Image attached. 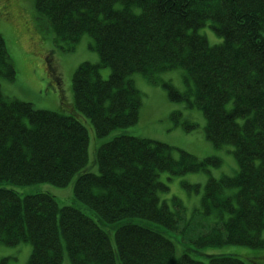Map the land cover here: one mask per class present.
<instances>
[{
  "label": "trees",
  "instance_id": "1",
  "mask_svg": "<svg viewBox=\"0 0 264 264\" xmlns=\"http://www.w3.org/2000/svg\"><path fill=\"white\" fill-rule=\"evenodd\" d=\"M34 11L37 29L51 30L65 49L82 34L90 35L99 60L74 70L69 114L35 109L0 91V243L28 241L27 264H63L62 240L69 264H204L188 253L176 256L172 239L149 223L176 230L180 216L159 198L167 188L159 172L205 171L219 159L197 160L185 151L174 157L162 142L119 134L97 148L98 173L89 172L87 130L76 116L89 118L96 136L132 125L141 94L128 75L139 72L161 83L157 73L180 67L187 89L180 92L162 82L169 98L201 110L207 139L216 147L233 145L238 164L235 175L207 180L205 206L228 216L193 242L263 247L264 0H34ZM205 20L222 37L220 43L210 45L195 31ZM100 67L110 68L108 78L99 76ZM13 74L0 36V75L11 79ZM49 75L51 83L59 82L54 67ZM77 172L74 198L105 222L125 220L114 232L115 249L76 206H59L46 191L20 196L1 186L3 181L65 186ZM227 188L237 189L235 203L232 196H221ZM194 251L208 264H245L238 255ZM250 260L264 264V256Z\"/></svg>",
  "mask_w": 264,
  "mask_h": 264
},
{
  "label": "rangeland",
  "instance_id": "2",
  "mask_svg": "<svg viewBox=\"0 0 264 264\" xmlns=\"http://www.w3.org/2000/svg\"><path fill=\"white\" fill-rule=\"evenodd\" d=\"M34 0H0V35L3 37L11 63L14 67V77L9 79L0 75V89L7 98L30 102L36 109L59 111L69 114L72 111L73 92L71 77L74 69L82 62H98L97 52L90 47L92 38L87 33L82 34L72 45L71 49H62L64 41L56 40L51 30L41 33L34 20ZM195 31L206 37L210 45L218 44L222 37L212 28V22L205 20L204 24ZM50 56V64L59 76L58 83H51V76L45 60ZM184 70L180 67L157 73L162 82H169L178 91H185L187 85L183 81ZM99 76L108 78L109 67H100ZM135 88L141 94V106L137 121L128 126L111 129L103 136H96L89 118L77 113V118L85 126L88 135V159L86 168L89 172L98 173L96 164L97 148L104 142L119 134H129L134 137L148 138L171 146L174 157L179 151H185L201 160L206 157L219 159V164L209 166L200 172L171 174L168 171L158 173V180L166 185L159 192V198L166 202L172 211H176L173 198L180 202L177 229H164L155 224L153 228L162 231L170 237L175 246V255L188 253L192 259L208 264V258L201 253L196 255L194 250L213 255H238L245 264H253L252 255L264 256V246L252 248L244 244L208 245L197 247L193 240L207 232L217 222L224 220L228 213L221 214L216 208L205 210L201 203L205 184L209 178L218 179L224 175L233 176L238 171V164L233 154V145L214 146L205 136V118L202 111L189 107L183 100L174 101L168 96L167 88L161 83H151L141 73L128 75ZM62 94V100L60 95ZM232 103H227L230 108ZM178 113L175 117L171 114ZM242 122V119H238ZM194 124L193 129H185L184 125ZM81 173H74L65 186H56L49 182L30 184H12L1 182V186L14 189L20 196L46 191L52 194L59 206L74 205L87 216H90L107 234L110 245L115 249L114 232L125 222H105L97 213L84 203L76 200L73 185ZM236 188L224 189L223 194L230 195ZM264 240V229L261 231ZM63 243V264H69L67 251ZM32 246L28 241L15 245L0 243V260L4 264H27Z\"/></svg>",
  "mask_w": 264,
  "mask_h": 264
},
{
  "label": "bare ground",
  "instance_id": "3",
  "mask_svg": "<svg viewBox=\"0 0 264 264\" xmlns=\"http://www.w3.org/2000/svg\"><path fill=\"white\" fill-rule=\"evenodd\" d=\"M212 179H214V178H212ZM13 190H14V189H13ZM14 191H15V190H14ZM236 192H237V189H236V191H235L233 194H230V195L222 194L221 196H222V197L232 196V201H233V203H235V199L233 198V196H234V194H235ZM204 194H205V191H204ZM204 194H203V196H202L201 203H202V205L205 207L204 209L207 210V211H209V209H210V208H213V207H210V208H209V207H206V206H205V203L203 202ZM174 205H175L176 208H177L176 211H172V210L170 209V207L168 206L170 213H171V212H173V213H180V211H179V207H180L181 205H180V204H174ZM216 209H217V208H216ZM219 212H220V214H221L222 211H219ZM225 212H226V211H225ZM227 213H228V212H227ZM196 238H197V237H196ZM196 238H195V239H196ZM195 239H194V240H195Z\"/></svg>",
  "mask_w": 264,
  "mask_h": 264
}]
</instances>
